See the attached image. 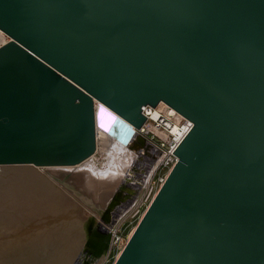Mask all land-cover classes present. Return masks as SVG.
Returning <instances> with one entry per match:
<instances>
[{"label": "water", "instance_id": "water-1", "mask_svg": "<svg viewBox=\"0 0 264 264\" xmlns=\"http://www.w3.org/2000/svg\"><path fill=\"white\" fill-rule=\"evenodd\" d=\"M0 29L1 264L108 254L138 181L50 170L97 152V102L194 122L114 264H264V0H0Z\"/></svg>", "mask_w": 264, "mask_h": 264}, {"label": "rangeland", "instance_id": "rangeland-1", "mask_svg": "<svg viewBox=\"0 0 264 264\" xmlns=\"http://www.w3.org/2000/svg\"><path fill=\"white\" fill-rule=\"evenodd\" d=\"M1 44L2 43H0V45ZM97 112H99V114L98 113L97 114H98L100 125L107 126V125H110L113 123V127H115V128H114L113 140L111 142L114 145L113 144L111 145L110 151L106 155L107 152H105V148L103 146L104 144H103V141L101 138L100 149H99V151L97 149V152L95 153V155L92 159L93 160L95 159L94 161L97 163V166L100 169H106L107 167H109V162H107V161L111 160L112 161V164L110 166L111 168H114V169H116V171H120V172L127 169L126 172L134 173L136 176L135 179L139 180V178H141L142 170H145L143 166H145L146 169L151 168L153 166L154 162L156 161L155 159H157L156 154L159 153L158 149L154 148L152 150L150 148H146V151H145L144 148L140 147L139 145H142V144L139 142V140L136 141L134 139L135 134L132 132L133 130L132 131L129 130V126H127L121 122V120H123V118H121L119 115L112 113L111 117L107 116V113H109V111L106 112V108H104V107H102V109L100 108ZM118 130L120 132H118ZM126 130H129V133L125 134ZM143 135L145 137L149 138L152 142H155L157 146H159V143L161 142V140L158 137L154 136L155 134L152 130H148V132L145 131ZM131 137H133V139H134L133 141H135V142L132 144H129L130 146L129 145L127 146L128 140L132 139ZM113 141H115V143ZM117 141H118V143H117ZM119 143H122V144L119 145ZM123 145H125V147ZM147 151H149V152H147ZM152 152H153V154H152ZM151 155L152 156L155 155V156L152 157ZM147 157H148V160H147ZM150 158L153 160H149ZM92 159H91V161H92ZM101 162H103V164H101ZM105 162L107 164H105ZM101 165H102V167H101ZM45 170H47V169H45ZM50 170L54 171L55 173H60L61 170H65V169H55L54 168V169H50ZM42 171H44V169H42ZM69 171H71V172H82V170L74 169V168L69 169ZM167 171H168V168H161V169H157L155 171V173L152 176V181L149 184V190L151 189L150 196L142 204L137 206L136 209H134L131 213L127 214L122 220H120L116 231L118 232V235L121 236V238H123L124 241H127L129 239L132 231L134 230V228L138 224L139 220L141 219L142 215L144 214L145 210L147 209L153 195L160 188V186H161V180H160L161 178L160 177L165 176L167 174ZM91 175H93V174H91ZM132 176H134V175H132ZM56 199H57V202L52 199V205L53 206H56V204L57 205H67L69 202L68 200H66L62 197H58V196ZM46 213H47V210H46ZM1 219H3V218L0 217V221H1ZM11 220L12 221L16 220V218H14L13 214H10V221ZM100 226H101V228H100L101 230L99 233L101 235L107 234V235H109L110 239L114 238V231L112 229H108L107 227H103L101 225V223H100ZM45 252H47V253H45V257H44L43 261H44V263H45V261H47V263H49L51 261V259L50 260L48 259L49 255H50L49 258H52L51 255L53 257H55L57 254L61 253L62 251H59V249L57 250V247H55L54 249H51L50 246H47ZM51 252H53L54 255ZM49 253H51V254H49ZM118 254H119L118 247H113L112 243H110L109 252L105 256V258L102 260L101 264H104L105 262H106V264H114L115 260L118 257ZM46 258H47V260H46ZM57 258L58 259L54 260L53 262L55 264L57 262L61 263L60 262L62 260L61 257L59 255H57ZM54 263H52V264H54Z\"/></svg>", "mask_w": 264, "mask_h": 264}, {"label": "bare ground", "instance_id": "bare-ground-1", "mask_svg": "<svg viewBox=\"0 0 264 264\" xmlns=\"http://www.w3.org/2000/svg\"><path fill=\"white\" fill-rule=\"evenodd\" d=\"M9 40V36L8 35H6V33L4 32V31H2L1 29H0V43H2V44H4L5 42H7ZM1 44V45H2ZM161 104H166V103H161ZM102 107H104V108H106V112H108L109 111V113H107V116H109V117H111V115H112V113H114V114H116V115H118L116 112H114L113 110H111L109 107H107L105 104H103V103H100V102H97L96 103V110L98 111L100 108L102 109ZM164 107V106H163ZM172 108V107H171ZM108 109V110H107ZM174 109V108H173ZM178 112V111H177ZM179 113V112H178ZM98 115V114H97ZM121 117V116H120ZM122 118V117H121ZM97 136H98V151H99V149H100V146H101V138H102V141H103V146H104V148H105V152H107L106 153V155L109 153V151H110V147H111V145L113 144L111 141L113 140V134H114V128L115 127H113V123L112 124H110V125H107V126H102V125H100V123H99V118L97 117ZM107 121V120H106ZM121 122L122 123H124L125 125H127V126H129V130H133L132 132L135 134V136H134V139L136 140V141H138L139 140V142L142 144V145H139L140 147H142V148H144L145 149V151H146V148H150V149H154V148H157L158 149V151H159V153L158 154H156L157 156V159H155L156 161L154 162V164H153V166L151 167V168H148V169H146V167L145 166H143L144 167V169L145 170H142V174H141V178H139V180L138 179H135L136 178V176H135V174L134 173H132V172H126V170H124V171H122V172H120V171H116V169H114V168H111L110 166H111V164H112V161L111 160H109V161H107V162H109V167H107L106 169H100L98 166H97V163L92 159L93 157H94V155L91 157V158H89L88 160H86L84 163H82V164H80V165H78V166H76V167H61V169H65V170H69V169H71V168H74V169H80V170H82L83 172H86V173H88V174H93V176H95L97 179H100V180H115V181H117V182H122V181H124V182H127V180H129V178H130V182H132V183H136L137 181L139 182V184H140V187L137 189V187H136V190H137V194L139 195L138 196V198L137 199H135V200H132V201H130L128 204H126L123 208H122V210H121V212H119L118 213V215H117V217H118V219L119 220H122L127 214H129V213H131L134 209H136L137 208V204L139 203V200L141 199V193H143V191H145L147 188H148V186H149V184L151 183V181H152V176H153V174L155 173V171L157 170V168H158V166H159V164H160V162H161V160L165 157V155L167 154V153H165L164 152V150L160 147V146H157L156 145V143L155 142H152L149 138H147V137H145L143 134H144V132H139V130H136V128H134L133 127V125H131L128 121H126L124 118H123V120H121ZM125 128V127H124ZM153 128V127H152ZM156 129H154L153 128V132L155 133V134H160V132L161 131H158L159 129L157 128V127H155ZM180 127H179V125H176L175 127H174V132L175 133H179L180 131V129H179ZM120 130V129H119ZM118 130V132H120ZM129 130H126V132H125V134H127V133H129ZM131 133V132H130ZM131 135V134H130ZM132 139H129L128 140V143H127V146L129 145V144H132V143H134L135 141H133L134 139H133V137H131ZM117 139V138H116ZM105 141V142H104ZM132 141V142H131ZM114 143H115V141H113ZM117 143H118V141H117ZM120 144H122V143H119V145ZM139 144V143H138ZM137 144V145H138ZM114 145V144H113ZM116 145V144H115ZM102 146V147H103ZM118 146V145H117ZM122 146V145H121ZM124 147H125V145H123ZM126 146V147H127ZM130 146V145H129ZM118 148V147H117ZM112 149V148H111ZM104 150V149H103ZM119 151V150H118ZM151 151V150H150ZM147 152H149V151H147ZM151 153V152H150ZM152 154H153V152H152ZM105 155V156H106ZM110 155V154H109ZM112 155V154H111ZM114 155V154H113ZM152 156V155H151ZM150 156V157H151ZM153 156H155V155H153ZM152 156V157H153ZM149 157V156H148ZM148 157H147V160H148ZM151 157V158H152ZM102 158V157H101ZM144 158V157H143ZM149 159V160H153V159ZM91 159H92V161H91ZM111 159V158H110ZM97 160V159H96ZM100 161V160H99ZM149 162V161H148ZM101 164H103V162H101ZM105 164H107L106 162H105ZM101 167H102V165H101ZM143 169V168H142ZM146 173V174H145ZM132 175H134V177L132 176ZM134 179V180H133ZM140 198V199H139ZM139 199V200H138ZM54 200V199H53ZM113 242V239L111 238V243ZM48 249V248H47ZM52 249V248H51ZM58 250V249H57ZM49 251V250H48ZM47 251V252H48ZM47 252H45V253H47ZM51 253H53V252H51ZM51 253H49V254H51ZM56 253V252H55ZM59 253V252H58ZM57 254V253H56ZM53 255H54V253H53ZM47 256V255H46ZM50 256V255H49ZM49 256H48V259L50 260V258H49ZM60 256V255H59ZM51 257H52V255H51ZM54 258V257H53ZM59 258V257H58ZM57 258V259H58ZM46 260H47V258H46ZM62 261V260H61ZM60 261V262H61ZM46 262V261H45ZM59 263V262H58Z\"/></svg>", "mask_w": 264, "mask_h": 264}, {"label": "built area", "instance_id": "built-area-1", "mask_svg": "<svg viewBox=\"0 0 264 264\" xmlns=\"http://www.w3.org/2000/svg\"><path fill=\"white\" fill-rule=\"evenodd\" d=\"M165 102H160L156 106L145 105L143 107V113L146 116V121L143 126L139 130V132H148V130L156 129L157 127L161 131L160 134H155L154 136L158 137L161 142L159 146L164 150L165 157L161 160L157 169L168 168L167 174L169 170L175 165L178 160V157L175 153L178 145L183 140V138L191 131L194 126V122L178 113L176 109L171 108L169 104H161ZM164 106V107H163ZM179 125V133L174 132V127ZM153 127V128H152ZM160 177L161 184L165 181L166 176ZM157 191L153 195L152 199L156 195ZM151 194V189L148 188L144 191L141 199L139 200L138 206L142 204ZM151 199V201H152ZM150 201V202H151ZM150 204V203H149ZM112 246L118 247L119 253L124 248L127 241H124L121 236L118 235L116 229L114 230V238H113ZM117 249V248H116ZM106 264V262L104 263Z\"/></svg>", "mask_w": 264, "mask_h": 264}]
</instances>
